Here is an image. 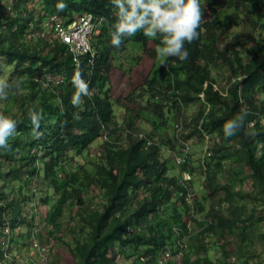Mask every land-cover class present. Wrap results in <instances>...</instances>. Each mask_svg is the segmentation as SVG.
<instances>
[{"label": "trees", "instance_id": "1", "mask_svg": "<svg viewBox=\"0 0 264 264\" xmlns=\"http://www.w3.org/2000/svg\"><path fill=\"white\" fill-rule=\"evenodd\" d=\"M201 1L213 22L204 26L206 32L198 40L185 44L188 59L170 57L162 84L151 76L164 70L165 65L159 68L160 64H153L142 83L148 92L142 109L150 107L155 117L162 118L161 124L155 122L152 133L139 131L136 126L139 120H147L142 109L129 112L122 124L114 117L108 89L110 70L132 37L123 38L119 47L112 46L117 9L111 0H0V79L6 78L12 85L8 96L12 101L0 107V113L17 121V132L9 138V147L0 149V220L15 200L22 208L23 203L33 201L34 207L47 209L43 219L40 217L41 239L54 238V232L67 218L77 216L83 223L80 228L85 238L79 240L72 231L66 242L73 258L71 264H117L118 258L126 264H158L156 257L164 248L173 254L177 251L174 246L179 248L192 235L193 229L182 220L184 214H190L191 208L201 210L202 201L186 200L187 193H196L194 168L189 160L191 138L200 141L204 155L210 156L205 165L196 167L206 182L209 167L216 166L221 158L220 151L231 146V154L239 162L233 178L243 183L250 176L253 188H259L264 196V0ZM33 2L40 7L39 14L34 12L35 4L32 9L27 7ZM59 3L67 7L58 11ZM216 5L232 11L217 18ZM54 13L65 24L80 14H93L98 31L91 41L92 57L85 54L74 61L68 46L51 38L52 29L44 28L43 20ZM238 27L244 29V35L230 39L227 32ZM42 31H46L47 38L41 37ZM136 40L154 58L155 53L147 47L148 37L141 34ZM8 66L9 71L3 70ZM77 67L89 83L91 95L74 107L71 78ZM217 78L223 84L219 85ZM20 87L25 92H17ZM173 91L184 111L193 107L192 114L188 111L179 120L170 117L182 107ZM170 97L172 105H165L163 99ZM41 109L43 135L37 138L28 113ZM164 110L172 114L166 115ZM242 111L247 113L242 128L226 137L225 123ZM173 119L178 122L172 125ZM168 128L172 131H166ZM95 143L100 145V153L104 150L102 157L98 156L99 169L91 171L82 166L79 174L73 172L70 176L65 171L64 178L57 177L64 166L72 163L68 157L71 150L78 156L88 154ZM186 172L193 175L191 179H184ZM34 180L40 187L37 194L43 193L34 195L35 199L28 193ZM99 190L100 200L94 194ZM232 194L247 197L231 191L230 198ZM85 195H94L91 205H87L90 199L84 202ZM227 203L230 205L222 208L217 224L215 220L213 225L205 226V231L196 232L195 239L182 249V264L205 263L207 243L223 251L224 259L216 264L245 260L244 256L236 257L235 262L226 260L225 254H235L224 253V237L231 235L238 250L246 242L248 229L260 220L237 209L236 204ZM34 217L29 219L33 221ZM209 230L225 243L204 241L203 235Z\"/></svg>", "mask_w": 264, "mask_h": 264}, {"label": "clouds", "instance_id": "2", "mask_svg": "<svg viewBox=\"0 0 264 264\" xmlns=\"http://www.w3.org/2000/svg\"><path fill=\"white\" fill-rule=\"evenodd\" d=\"M111 3L117 9V21L113 25L114 30L111 34L112 46L119 47L123 38H131L138 32H141L140 34H137L138 36L136 35L138 40L141 34H144L146 37H148L147 47L150 38H160V40L154 39L153 42L156 48L162 44V47L157 48V52L160 54L161 64L156 62L157 59L154 56V61L152 62L144 79L150 74L152 66L157 64L164 66L170 57H176L180 61L187 60L188 51L185 48V44H191L200 37L199 29L204 22V8L201 6L200 0H111ZM66 7L67 5L65 3H59L57 5V10L63 11ZM224 7L216 5V8ZM226 13L230 12H222L221 15H225ZM84 15L91 18L92 30L88 36L89 50L77 54L71 50L69 43L54 35L53 23L54 19H57L62 23L64 28H68V26H71L73 23L77 22L79 18ZM43 26L44 28L47 26L51 27V38H56L60 43L66 44L68 46V50L72 54L74 61H78V58L85 54H89L91 57L93 56L91 41L93 36L98 31L96 28V18L93 16V14H80L76 16V18L71 23L65 24L64 21L56 13H54L47 19V22H43ZM39 34L43 38L48 37L46 31H42ZM136 36L132 37V39H135ZM155 41H158V43L156 44ZM150 50L156 54L155 48ZM142 52H144L143 47ZM114 67L116 66L114 65ZM114 67L111 68L110 74ZM71 82L75 89L71 97V103L74 107H79L83 103L82 98L91 95L89 83L83 78L79 67L74 70ZM203 85L205 86V83ZM139 86L140 84L137 87ZM11 87L12 85L8 81L5 79H0V100L8 99ZM173 95L171 97H173ZM128 96L130 97V93H128ZM171 97L163 99V103L165 105H172L173 100ZM132 98L133 97H131V99ZM160 100L161 99H159V101ZM175 100L179 101L180 105L182 106L181 111L183 112L184 107L181 104L180 99L175 96ZM245 115H247V113L242 111L240 114H237L234 118L228 120L225 123L224 134L226 137L235 135L237 131L242 128ZM28 116L32 125L33 134L37 138L41 137L43 135L40 132L41 121L43 119V110H30ZM16 132L17 121L10 116L0 113V149H7L9 147L8 140L10 137L14 136ZM192 176V174L187 172L184 173L185 180L191 179ZM202 177V181L204 180L203 182H206L203 175ZM35 182L36 181L34 180L33 184L29 185L32 193L30 190L28 192L29 194L33 195V198L34 195L37 197V188L35 186ZM195 199H197L196 193L190 192L186 194V200L189 203H193ZM29 205L30 206H28V208H21V213L18 220L14 218L13 208L9 214L7 213L9 209H6L1 218L2 220H0V251H2V259L0 260V264H38L42 258L45 259V264H50L51 252L48 245L49 243L45 242V238L41 239L39 236L41 233V220L39 218L37 221L36 218L38 213L32 212L33 210H36L33 201L29 203ZM215 209L217 210L218 207L215 206ZM30 210L33 214L29 213ZM199 211L200 210H192L191 208L189 210V219L182 218V220L186 223L187 228H190V230L195 229L192 231V235L188 238V243H190L191 239H195L196 232L205 231L206 225H213L214 220H209V217L200 221L197 217V212ZM31 215L35 216L33 221L29 219ZM221 216L222 212L217 211L216 224ZM195 219L199 222V225L194 221ZM29 223L31 224V227H29ZM216 235L217 233L209 230L203 235V240L206 242H218L220 240L218 244L225 243L223 238L217 237ZM174 247L177 249V251H175L173 254L172 252H169L170 250L168 248H164L156 257V262H158V264H181L183 254L182 249L186 248V246L184 247V245H180L179 248L176 246ZM205 248L206 257L205 263L203 264H216L224 259L225 256L222 258L223 251L221 248H214V245L211 246L210 243L205 244ZM8 249H10V251H8ZM24 249H27L25 253L22 252ZM209 251L215 252L216 255L211 257ZM225 252H231L227 244L225 245L224 253ZM28 253L29 257L27 256ZM225 255L226 260H229L230 262L236 261L235 255Z\"/></svg>", "mask_w": 264, "mask_h": 264}, {"label": "rangeland", "instance_id": "3", "mask_svg": "<svg viewBox=\"0 0 264 264\" xmlns=\"http://www.w3.org/2000/svg\"><path fill=\"white\" fill-rule=\"evenodd\" d=\"M202 3V1H201ZM35 4V14H39L41 11L39 10L40 7L38 6L37 2H33L32 4H28V9H32V6ZM204 8V22L201 25V28L199 29L200 34H205L206 29L204 26H209L212 21V15L205 10V5H203ZM232 10L228 7L224 8H217L215 12V17L220 18V15L222 12H231ZM43 22H47V19L45 18ZM242 27L234 28L227 32L228 35H230V39H233L235 37H239L244 35V29ZM141 32L136 33L140 34ZM132 36V37H134ZM138 36V35H137ZM136 36V38H137ZM135 38V39H136ZM132 39L128 42L125 49L121 52H119L116 56L115 60V66L114 69H112V72L110 74L109 79V96L112 99V107L114 110V117L117 119L119 123H124V120L129 117V112L135 109L141 110L143 106H146L147 102H143L146 100V95L148 92H146L142 87V83L144 80V77L148 73V70L154 61L150 55H147L148 53L142 52V43ZM154 39L160 40L159 37L157 38H150L148 42L149 49L155 48L156 54L154 55L157 59V63L161 64V58L160 54L157 52L158 47H162V44H160L157 48L153 42ZM246 45L243 49H245ZM240 53L244 54V50H240ZM162 66H159L161 68ZM166 65L164 66V70L157 72L156 74H152L151 78L153 76L157 77L159 81L162 84V81L164 80L167 72L165 70ZM11 69V66H8V68H3L5 71H9ZM7 81V79L5 78ZM218 84H223V80L221 78H217ZM140 84V88L137 90V86ZM25 89L23 88H17V92H25ZM134 92L130 97L128 96V93ZM136 95V96H135ZM131 97H133L131 99ZM114 100H117L115 102ZM131 101H134V103H131ZM143 100V101H142ZM12 101V99L7 100H0V107H4L8 102ZM138 104V105H137ZM127 111H126V109ZM143 115L146 116L144 120H139L137 123V128L139 131H148V132H154V124L157 121V123L162 121V118H157L153 115V111L150 107H146L142 109ZM190 111V114L193 112V107L189 106L188 108H185V111H178L176 113V116L172 114V112H167L164 110V114L171 115L170 117H174L180 119L182 116L186 115V112ZM188 114L187 116H189ZM172 120V125L177 122L175 120ZM166 131L171 132V128L166 129ZM165 133V131H164ZM206 138V136H205ZM100 141V139H98ZM99 143V142H97ZM190 143V151L191 156L189 157V160L192 161V166L194 168V181L193 186L195 188L196 197L198 201H202L201 210L197 212V217L201 221L204 218H208L209 220L213 219L216 220L214 217V214L217 213V211H222V208L225 210V207H228L230 205L227 203V201H230L233 206L235 204L237 205V209L242 210L244 213H252L254 218H257L260 220L259 222H255L253 226L248 229L247 235L245 237L246 242L244 246H242L240 249L236 250L234 249L233 241L231 240V235H226L224 238L226 239V244L228 245L230 251H234V254L236 257L244 256L245 260L239 261L237 264H264V212H263V200L264 196L262 195V192L259 190V188H253L252 186V178L248 176L249 181H244L243 183L238 182L239 180H236L233 178V173L238 167V162L234 159L232 153V148L230 146V149H224L220 151L221 158L218 159L216 166L215 164H212V166L209 167V181L203 182L202 175L199 173V171L196 169L197 166L205 165L207 161H209L210 156L204 155V146L201 144L200 141H198L196 138H191L189 140ZM211 143H209L210 145ZM102 153H104V150L101 149L100 153V145L99 144H93L88 149V154L83 153L82 155H76L75 150H71L69 154V158L72 159V163H70V166L63 167L62 172H58V178L62 179L64 178L63 175L65 174V171L68 173V175L72 176L73 172L78 173L80 172V169L82 166H85L87 169L91 171H95L96 169H99V161L98 156L102 157ZM213 163V162H212ZM36 181V180H35ZM64 186V182L62 181ZM246 183L245 185H243ZM243 185V186H242ZM251 185V186H250ZM36 188H40L37 182H35ZM30 192L32 193L31 189L28 187ZM236 192L243 195H247L246 198L241 199L238 198L237 194H232V197L230 198V192ZM25 194H27L25 192ZM95 198H99V200L102 197V193L99 191L95 192ZM18 194L15 193V197ZM40 195L43 196V193H40ZM39 193L37 194V197L40 196ZM51 196H54L51 191ZM85 195V200H89L87 202V205H91L92 203V197ZM13 206V213L14 218L16 220L19 219L21 208L16 203ZM26 204V205H25ZM98 202L94 203V207H97ZM23 206L28 208L29 203H23ZM179 209H183V205H177ZM215 206L218 207V209H215ZM9 211L8 214L11 211V207H8ZM76 209V208H73ZM72 209V210H73ZM46 208L38 206L36 207V210H33V213H38L36 220L38 221L39 218L43 219ZM65 211H71V210H65ZM31 210L29 213L33 214ZM28 213V214H29ZM40 215V217H39ZM182 218L189 219V214H184ZM83 223L80 222L77 216H74L72 220H69L68 218L62 221L61 227L54 232L55 237L52 238L49 242V240L46 238L45 242L49 243V249H50V264H71L73 262V258L69 253V250L66 246V242L70 241V237L72 236V231H74L75 236L79 240H83L85 238V234L82 232V229L80 228ZM254 227V230H253ZM193 229L192 231H194ZM188 241L184 240L183 245L184 247L187 246ZM262 247V248H261ZM183 248V247H182ZM263 249V250H262ZM27 249H24L22 252L25 253ZM209 254L211 257H214L216 255L215 252L209 251ZM29 257V253L27 254ZM129 259H126L128 261ZM117 264H126L124 260L121 258H118ZM182 264V263H181Z\"/></svg>", "mask_w": 264, "mask_h": 264}, {"label": "built area", "instance_id": "4", "mask_svg": "<svg viewBox=\"0 0 264 264\" xmlns=\"http://www.w3.org/2000/svg\"><path fill=\"white\" fill-rule=\"evenodd\" d=\"M53 30L54 35L70 44L73 52L80 54L89 50L88 36L92 30L89 16H81L68 28H64L59 20L54 19ZM38 264H45V259L42 258Z\"/></svg>", "mask_w": 264, "mask_h": 264}, {"label": "bare ground", "instance_id": "5", "mask_svg": "<svg viewBox=\"0 0 264 264\" xmlns=\"http://www.w3.org/2000/svg\"><path fill=\"white\" fill-rule=\"evenodd\" d=\"M262 248V247H261ZM263 250V249H262Z\"/></svg>", "mask_w": 264, "mask_h": 264}]
</instances>
